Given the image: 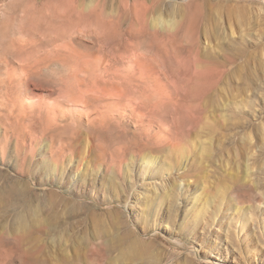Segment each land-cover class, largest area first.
Returning a JSON list of instances; mask_svg holds the SVG:
<instances>
[{
	"label": "rangeland",
	"instance_id": "rangeland-1",
	"mask_svg": "<svg viewBox=\"0 0 264 264\" xmlns=\"http://www.w3.org/2000/svg\"><path fill=\"white\" fill-rule=\"evenodd\" d=\"M162 1L0 0V264H264V0ZM113 38L145 94L50 129Z\"/></svg>",
	"mask_w": 264,
	"mask_h": 264
},
{
	"label": "bare ground",
	"instance_id": "bare-ground-1",
	"mask_svg": "<svg viewBox=\"0 0 264 264\" xmlns=\"http://www.w3.org/2000/svg\"><path fill=\"white\" fill-rule=\"evenodd\" d=\"M162 2H164V1H162V0H127V2L124 3L125 8L128 11H131V12L133 11V14L135 13V15H136V16L134 15V17H136V18H134L135 20L129 25V27H128L129 29L126 28V30L123 31V34L122 33H121V35L119 34L120 38H122V40H123L124 37L126 36V33H132L134 31L136 32L137 27H139L142 32L143 31H147V30L150 29V27H152L151 23H152V25L156 24V26L163 27L164 25H166V26H168L169 28H172V29L176 28V26L178 25L177 24L178 22H176L174 20H170V21L166 22V19H164V17L162 16V14L160 12L161 11ZM189 4L190 5L191 4H195L196 7L199 6L198 0H191V1H189ZM126 9H125V11H126ZM156 26H154V27H156ZM111 27H112V25H111ZM136 37H138V36H136ZM113 39L116 41L115 38H113ZM122 40L120 39L121 42H122ZM123 41H125V40H123ZM106 42L103 41V44H105ZM117 42L118 41H116V43H114V44L112 43L111 44L112 47L109 46V47L112 48L111 49L112 51H110V52H113V56L111 57L112 58L111 60H108L107 55H104L103 57H99V58H94V59H92L90 57V55H89L90 53H88L86 55L87 61L85 63H86L87 66H86L85 72H86L87 77L85 76L86 79L81 81V80L77 79L78 76H77V78L75 76V79L73 80V82L71 84H67V86H66L67 91H66V96H65L66 100H64L63 103L61 102L60 104H58L59 107H60V110L62 111L63 114L61 116H59V117H57V116L55 118L52 117L53 118V125L49 126L50 129H51V127H59V124H58L59 121H61V122H65L66 121L67 122V121H69L70 118L73 121H75L76 118H79V119H82V120L85 119L86 122H87V125L92 128L95 125L94 123H95L96 119L93 120L94 117H92L91 114L93 112V107H95L96 105L100 104V105H102L103 108H107V110L105 109L106 110L105 113H102V118L100 120H103L104 118L106 119V118H109V117L112 119L114 117L112 115L114 113L113 111H114V109L116 107H119L118 105L121 104L122 98L128 97V98H131V99L132 98L136 99V97L139 98V96H138L139 94H143V95L145 94V91L143 89H140L141 87H139L137 85H134V82L143 83V81L145 79L144 78L145 74L141 73V76L137 77V74H136L135 70H131L129 72V74H126L125 76L119 77V79L122 80V83H121L122 85H121V87L120 86L116 87V84H115L114 80H115L117 75L115 76L113 74L114 66L116 64L121 63V62H125L126 60H127V62L132 64L133 60L135 58H137V57L128 58V57H125V55L121 54V52H122L121 47H122V43L123 42L119 43V44H117ZM107 44L110 45V42H108ZM98 50L101 51V49H98ZM189 53H190V55L195 53V46H192L190 48ZM84 57L85 56H83L82 58H84ZM190 59L191 58L188 57L187 60H190ZM134 61H136V59ZM133 65L134 64H132L131 66L133 67ZM53 68H54V66H53ZM69 70H70V68H69ZM73 70H75V69H72V71ZM61 82H62V80H61ZM158 94L162 95L161 93H158ZM43 101H45V99ZM69 103H71V104H69ZM22 104H24V103H22ZM156 104L157 105H155V104L152 105L151 108H147L145 112H142L138 107H135L133 104H130L127 107L129 109V111H131V113H134V114L138 115V117L140 118V123H142L140 125V127H144V123L146 122V120L148 118H151L152 116H154L156 114V111L160 109L161 102H158ZM43 105H45V104H42V105L31 104V108L38 107L39 110L41 109L43 111H46L49 108L48 109L49 113H50V111L52 112L54 110L53 108H50L49 106H47V109L44 110V109H42ZM55 105H57V103ZM22 106L25 107L26 105L24 104ZM32 110H30V111H32ZM39 110H38V112H39ZM116 111L117 110L115 109V112ZM157 112H159V111H157ZM28 113H30V112H28ZM136 131H138V130L136 129ZM136 154H138V153H136Z\"/></svg>",
	"mask_w": 264,
	"mask_h": 264
}]
</instances>
